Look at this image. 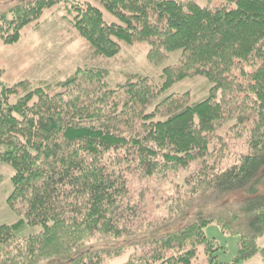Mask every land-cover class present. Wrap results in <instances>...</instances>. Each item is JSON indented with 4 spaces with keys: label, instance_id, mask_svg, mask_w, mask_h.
<instances>
[{
    "label": "trees",
    "instance_id": "1",
    "mask_svg": "<svg viewBox=\"0 0 264 264\" xmlns=\"http://www.w3.org/2000/svg\"><path fill=\"white\" fill-rule=\"evenodd\" d=\"M222 1L3 5L0 45L59 9L92 57L139 45L151 66L176 57L158 84L133 74L113 89L95 68L43 89L0 87V163L13 171L6 203L18 217L0 225V264H110L126 251L124 264H217L209 225L239 238L229 264L264 260V0ZM195 77L202 99L165 95ZM177 171L183 183L155 215L146 184ZM25 226L39 231L20 235Z\"/></svg>",
    "mask_w": 264,
    "mask_h": 264
},
{
    "label": "rangeland",
    "instance_id": "2",
    "mask_svg": "<svg viewBox=\"0 0 264 264\" xmlns=\"http://www.w3.org/2000/svg\"><path fill=\"white\" fill-rule=\"evenodd\" d=\"M8 1L10 0H0V9ZM195 1L200 6L205 7H216L223 3L222 0ZM55 8L57 7L52 9ZM62 14L64 13L59 12V9L51 10L39 20L38 25L31 24L25 27L18 42L13 45H0V87H13L18 83L26 82L30 89H43L47 85L63 82L78 69L95 68L109 70L104 81L113 89L122 83L127 75L132 76L133 74L148 76L154 83L158 84L161 82L160 69L165 65L175 63L176 56L173 55L171 59L160 63L158 67L147 64L145 61L147 47L140 45L129 48L127 51L123 50L122 55L119 56L120 53L114 59L106 60L92 57L88 44L62 18ZM204 81L200 77L185 79L173 86L165 95L189 92L190 102L200 100L206 94ZM16 99V96H13L10 102L13 103ZM155 106L161 110V115L166 118L165 106L159 107L158 99L153 101L151 108ZM12 175V169L8 165L0 163V225H12L18 221V217L10 211L6 203V199L12 190ZM184 175L185 172L177 171L166 177H172V182L168 179H162L164 177L153 178L147 182L146 194L153 211L157 212L155 215L160 209L167 208L163 197L172 193L176 183H183ZM38 231L39 228L37 227L25 226L18 233L26 235ZM204 232L208 240L216 242L220 247L216 252V263H231L237 252L239 238L222 234L215 225H209ZM258 244L259 246L264 245V237L259 240ZM130 254L131 251H126L120 257L112 260L110 264H124L128 261ZM203 259L205 258L201 256L199 262L203 263ZM243 264H264V260L257 256Z\"/></svg>",
    "mask_w": 264,
    "mask_h": 264
},
{
    "label": "crops",
    "instance_id": "3",
    "mask_svg": "<svg viewBox=\"0 0 264 264\" xmlns=\"http://www.w3.org/2000/svg\"><path fill=\"white\" fill-rule=\"evenodd\" d=\"M245 263H246V262H245ZM196 264H204V263H200V262H199V263H196Z\"/></svg>",
    "mask_w": 264,
    "mask_h": 264
}]
</instances>
